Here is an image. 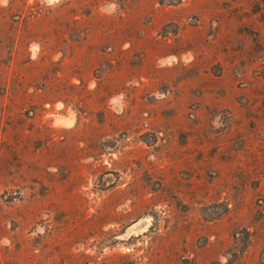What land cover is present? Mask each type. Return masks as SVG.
Returning <instances> with one entry per match:
<instances>
[{
    "label": "rangeland",
    "instance_id": "374dc122",
    "mask_svg": "<svg viewBox=\"0 0 264 264\" xmlns=\"http://www.w3.org/2000/svg\"><path fill=\"white\" fill-rule=\"evenodd\" d=\"M0 264H264V0H0Z\"/></svg>",
    "mask_w": 264,
    "mask_h": 264
}]
</instances>
